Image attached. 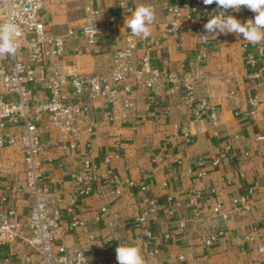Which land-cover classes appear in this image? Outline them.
I'll list each match as a JSON object with an SVG mask.
<instances>
[{"label":"crops","instance_id":"obj_1","mask_svg":"<svg viewBox=\"0 0 264 264\" xmlns=\"http://www.w3.org/2000/svg\"><path fill=\"white\" fill-rule=\"evenodd\" d=\"M121 1L93 0L94 6L102 11L95 44L87 46L80 36L69 41L65 57L68 72L107 73L113 51L123 45L127 30L124 27L125 19L130 18L136 7L150 6L155 12L150 35L137 39L149 49L157 65L164 56L169 66L177 70L183 68L195 73L201 68L210 75L206 85L199 84V91L204 93L209 90L213 93L211 104L217 110L218 124L211 127L206 120L193 121L191 105L183 93H167L168 85L161 83L155 97L149 100L151 107L148 111L143 107L153 92L145 88H134L132 97L136 108L126 117H122L118 111L115 118H112L110 110L102 105H98L91 114L83 113L82 118L90 117L94 122L89 147L85 145L84 134L77 148L62 151L56 141V133L44 132L43 139L48 142V147L38 156L44 171L42 181L52 179L61 195V221L70 217L67 203L75 191L71 177L64 174V171L76 170L87 148L98 166V180L93 183L91 194L78 198L72 212L83 219L84 224L68 232L61 231L56 237L55 248L81 246L89 255L90 264H117L115 249L121 244L139 247L144 264H264V228L253 233L251 240L243 238L249 232L251 223L264 220V141L254 140L256 135H264V82L253 87L242 76L243 72L252 69L246 62L245 51L240 48V44L247 40L234 33L223 34L218 39L210 38L206 60L199 68H193L191 63L194 55L203 49L197 42L198 30L188 27L178 35L164 33L163 22L167 16L161 10V4L169 0H125L132 6V10L113 24L105 21L106 17L119 13ZM198 2L204 5L202 0ZM82 17L83 11L78 1L69 2L63 7L56 0H51L42 13V19L50 21L51 30L56 33L67 27L78 28ZM151 38L160 40V46L149 43ZM177 42L180 45L177 46ZM78 49L80 53H77ZM141 52L137 50V55ZM229 73L233 76L227 77L223 86L214 83L215 75L227 76ZM231 88L236 89L234 96L227 94ZM254 94L260 101L254 107L255 112L250 114L246 98ZM173 123L188 126L193 141L187 143L181 136L174 138ZM212 131H216V134H212ZM235 133L240 135L238 140L233 137ZM226 144L231 145L232 158L219 167H213L211 159L223 151ZM160 147L164 148L163 158L153 162L151 155L160 154ZM246 149L249 151L247 157L242 154ZM105 157L108 161H104ZM11 158L14 160V169L21 177L20 156L16 154ZM199 158L205 161L203 167L207 174L203 177L196 174ZM61 161L63 165L58 166ZM188 167L193 169L189 175L185 172ZM144 172L151 175L147 193L156 197L160 209V217L153 225L152 239L159 250L153 255L148 252L150 244L135 222L141 207V193L136 188H125L114 197L108 195L111 185L122 184L126 177L135 178ZM240 172H243V177L239 176ZM221 175L227 177L232 186L218 187L212 196L206 193L198 205L190 210L185 204L190 190H207L210 185L218 182ZM164 181L166 184L163 186ZM0 182V193L7 196V202L18 209L22 218H26L29 199L15 190L16 183L12 177H6ZM165 194L182 200L178 213L184 216L209 206L215 200L222 204L223 209L230 210L231 196L234 194L246 195L252 207L249 211L231 212L225 223L213 219L211 224H222L225 229L209 246H203L198 239L186 241L177 231H173L169 241L158 242L160 233L174 227L172 220L164 214ZM103 205H106V211L100 210ZM114 214L117 220L115 226L110 227L107 221ZM10 251L14 255L13 262L17 264V255L28 252L29 246L24 240H18L11 245ZM179 252L184 255L182 261L175 260Z\"/></svg>","mask_w":264,"mask_h":264},{"label":"built area","instance_id":"obj_2","mask_svg":"<svg viewBox=\"0 0 264 264\" xmlns=\"http://www.w3.org/2000/svg\"><path fill=\"white\" fill-rule=\"evenodd\" d=\"M51 0H0V25H14L18 30L15 43L17 50L14 55L0 57V181L12 177L16 185L15 190L23 193L29 199L26 218H22L18 209L7 202V196L0 193V264H15L10 247L18 240H24L29 251L17 255V264H90L89 255L81 246L70 248H55L57 235L74 230L84 224L72 212L78 198L91 194L93 183L98 180L97 163L90 157L89 148L81 157L80 165L76 170H65L64 174L71 177L75 191L67 203L70 213L68 220H60L59 206L61 195L53 180L42 181L43 166L38 158L39 154L48 147L43 139L44 132H55L56 141L62 151H70L80 145L83 135H86V147H89L90 135L94 130V122L89 118H82L83 113L91 114L98 105L107 107L115 118L119 111L122 117L134 112L136 106L132 92L134 88H145L153 92L143 109L148 111L150 101L155 97L156 89L161 83L168 85L166 92L175 94L181 91L190 103L192 120H206L211 126L218 124L216 108L211 104L214 97L209 90L200 93L199 84L206 85L210 76L201 68L195 73L185 69L177 70L170 67L166 57L162 56L160 64H155L153 56L147 47L140 44L136 36L127 29L123 45L114 50L107 73L68 72L66 53L68 43L72 38L82 37L87 46H93L100 28L102 11L94 6L93 0H56L60 6L69 2L78 1L83 11L82 20L78 28L67 27L56 33L51 30L52 23L42 19V13ZM199 0H169L161 4V10L167 18L163 22V31L166 35H178L188 27L197 28V42L203 47L192 59L191 66L199 68L208 56L210 35L204 29L210 14L219 12L216 5L201 6ZM120 11L117 15L106 17L108 23H115L132 10V6L125 0L120 2ZM225 15H233L239 21L246 22L253 19V12L241 6L239 12L228 10ZM160 46L161 41L151 38L148 41ZM180 45L179 42L176 44ZM245 51L246 62L252 68L243 72L242 76L251 86L264 82V41L251 45L247 41L240 44ZM141 54L137 55V50ZM80 53V49L77 50ZM217 74L215 84L223 86L227 77ZM235 88L227 91L228 96H234ZM39 93V95H38ZM150 100V101H149ZM256 94L248 96L246 103L250 106L249 113L255 112V105L259 103ZM119 108V110H118ZM172 136H181L187 143L193 141V135L188 126L173 123ZM216 134V131H212ZM235 139L240 135L235 133ZM255 141H264V135L258 134ZM164 148L160 147V154H152L151 160L156 162L164 155ZM19 155L21 162V177L14 169L12 155ZM247 157L249 151L242 152ZM231 145L226 144L223 151L211 159L213 167H219L232 158ZM104 161H108L105 157ZM64 162H58L62 166ZM205 161H197L198 177L207 174L203 167ZM193 169L186 168V174ZM150 173L131 178L126 177L122 184L111 185L108 195L114 197L125 188H136L140 193V209L135 216V222L142 229V236L150 244L148 252L153 255L159 250L153 239V225L160 217V209L156 197L149 195L148 182ZM243 177V172L239 173ZM164 181L162 185L164 186ZM1 186V182H0ZM232 186V182L221 175L216 184L210 185L207 190L192 188L185 200L187 207L194 208L207 194L214 195L218 187ZM182 200L171 194L164 195V214L173 222V229L166 230L158 236V242H167L173 231H177L186 241L198 239L203 246H209L224 232L222 224H211L213 219L225 223L234 211H249L252 202L244 194L231 196V209L225 210L222 204L215 200L209 206H203L187 216L180 215ZM106 205L100 210L106 211ZM116 215L107 221V225L115 226ZM264 228V220L253 222L244 240H251L253 233ZM184 255L179 252L176 261H182ZM169 264H174L171 262Z\"/></svg>","mask_w":264,"mask_h":264},{"label":"clouds","instance_id":"obj_3","mask_svg":"<svg viewBox=\"0 0 264 264\" xmlns=\"http://www.w3.org/2000/svg\"><path fill=\"white\" fill-rule=\"evenodd\" d=\"M205 6L215 4L219 12H213L204 29L216 37L220 34L234 33L241 35L253 45L264 40V0H202ZM241 6L255 13L253 19L241 22L233 15H225L228 10L239 12ZM155 12L150 6L140 5L132 11L130 18L125 19L124 27L130 29L132 35L147 38L150 25L154 23ZM18 30L14 25H0V57L14 55L17 50L15 43ZM117 264H144L141 250L135 245L121 244L115 249Z\"/></svg>","mask_w":264,"mask_h":264},{"label":"rangeland","instance_id":"obj_4","mask_svg":"<svg viewBox=\"0 0 264 264\" xmlns=\"http://www.w3.org/2000/svg\"><path fill=\"white\" fill-rule=\"evenodd\" d=\"M77 11H79V9H78ZM76 14H77V12H76ZM73 17H74V16H73Z\"/></svg>","mask_w":264,"mask_h":264}]
</instances>
